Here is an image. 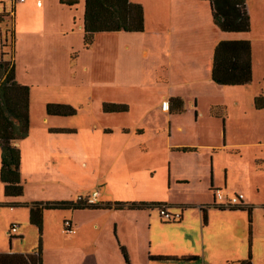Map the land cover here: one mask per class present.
Returning <instances> with one entry per match:
<instances>
[{
	"label": "rangeland",
	"instance_id": "374dc122",
	"mask_svg": "<svg viewBox=\"0 0 264 264\" xmlns=\"http://www.w3.org/2000/svg\"><path fill=\"white\" fill-rule=\"evenodd\" d=\"M134 1L131 2L139 5L144 4L147 7L149 18L147 38L143 43V47L140 49L135 46L132 50L134 62L131 60L133 63L131 69L137 67V71L142 73L144 70L158 71V63L153 62L151 59V54L157 53L158 45V38L153 37V35L156 30L160 29L157 25L159 19L171 14L170 0ZM40 2L42 5L43 0ZM18 3L23 4L18 0H0V13L3 12L5 7V11L9 15L8 18L5 15L4 21L0 24V54L2 51H8L7 48L1 47V43L5 42V38L10 43L11 36L14 40L15 33L18 35L22 31L20 30L19 33L14 31L18 20L24 26L25 31L28 34L31 32V35L40 42L45 40V37L42 36L43 31H45L49 40L51 38L55 39L54 35L57 32L68 31L72 48L67 55V60H63V66H59L56 70L63 76H67L68 73L66 79L36 75L39 74L37 68L40 69V67H37L35 62L32 65H30L31 63L28 64L30 73L33 74V76L23 78L28 79L26 80L28 84L25 86L29 88L30 125L28 136H224L225 142L235 146L232 148H225L224 146V171L228 170V181L233 186L246 187L245 192L248 194L252 191L256 196L253 200L254 204L264 202V109L255 110L253 105L255 97L261 96L264 98V0H246L250 17V31L248 33H232L230 35L227 33L232 39L241 37L242 40L250 42L252 80L248 85L240 87L221 86L212 94L211 101L215 104L211 108L219 118L210 116V107L206 108L207 98H200L199 107L197 108L192 103L181 114H171L169 116L168 108L166 107L167 109L164 110L163 103L158 104L161 98L164 95L168 96L169 93L168 89L160 82L159 84L154 83L149 87L147 86L142 93L139 90L116 92V99L121 102L103 101L106 96L103 95L101 89V86L104 85L103 75L97 74L95 71L89 74L82 69L89 64L87 59L91 58L93 52L101 50L105 44L97 41L95 51L91 46L90 49L83 46L79 27L83 17L84 0H80L73 8L61 6L56 0L57 5L49 8L47 15L50 19L46 20L43 17H37L38 15L33 13L24 14L22 12L23 8L17 7ZM15 14L16 18L13 16ZM172 14L177 17V14ZM38 19L40 22H35ZM31 22H35V26L29 32L25 24L29 26ZM177 27L180 28L178 31L180 35L190 29L188 22H184L182 26ZM107 45L111 46L109 48L111 57L119 58L122 55L118 41L108 42L105 46ZM140 51L148 52L149 56L147 58L145 56L136 57V54ZM123 53L127 54L126 52ZM135 59L138 60L136 63ZM103 62L105 61L98 56L94 70H97V68L103 70L105 68ZM42 65L44 69L40 73L49 70L46 64ZM108 68L112 69L111 67ZM133 72L135 74V71ZM153 76L158 77L156 74H153ZM149 77V81L152 83L151 74H149ZM51 80L56 82L53 83ZM129 102L132 103V107L126 112L104 113L102 111L103 104H118L128 107ZM47 104L68 105L75 109L76 113L69 117L50 116V119L46 121L45 118H48V115L45 113V106ZM167 117H170L171 120ZM221 118H223V121ZM51 127L64 128L63 130H70L71 132L56 133ZM91 153H93L92 150ZM71 159L70 157L66 173L58 174V170L43 169V172L47 171L49 173L51 176L49 179L54 183H61L63 190H46L43 197L49 200H40L42 203L75 202L86 196L87 193H91L89 187L93 179H91L90 171L80 167L78 158ZM22 160L26 166V161ZM22 181L24 182V179ZM209 181L210 174H208V186ZM42 183L47 184L46 181ZM25 185L26 183L24 188ZM256 187L260 188L258 194H256ZM59 188H61L60 185ZM108 193L109 201H111L110 191ZM38 194L35 189H32L29 195H23L19 198H5L0 183V253H37L38 247H40L41 264H123L122 256L117 248V239L120 245L125 248L130 264H201V261L196 263L148 262L147 253L150 254V244L143 239L147 232L145 231L142 240L138 241L142 234L139 232L141 229H133V223L128 217V223L125 222L123 227V237L127 244L122 243L115 233L113 224V220L121 218L118 213V215L95 213L99 217L92 219L87 215L81 217L82 214L88 213L75 211L76 219L86 221L88 225L86 235L75 238V235L66 234L63 228L64 221L69 220L66 216L71 213L70 211H46L43 217L42 229L39 232L28 221V209L19 204L37 199ZM54 197L63 198L54 199ZM212 197L213 193L209 192V189H205V180H203L191 184L188 194H183V197L180 198L203 206L206 210L208 236L214 237L224 229V238H222L224 253L231 246L235 248L241 242L245 243L247 249V213L236 211L237 213L228 214L213 210L210 207ZM254 204L251 206L250 252L251 257H255L259 264H264V205L256 206ZM197 211V209H193L189 212L191 219L197 215L195 213ZM155 212L158 214V211L155 210ZM234 219L237 221L234 222ZM161 221L164 224L162 228L153 232V248L163 247L164 242L177 232L178 222ZM93 222L101 226L106 222L108 223L111 235L110 242L107 236L93 232L91 229ZM236 223L242 226L237 228ZM12 227H16V232L10 234L12 240H9L8 232ZM194 227V222L190 221L189 231L191 235ZM142 229L143 231L146 229L144 225ZM191 242L189 241V243ZM140 255L143 258H140Z\"/></svg>",
	"mask_w": 264,
	"mask_h": 264
},
{
	"label": "crops",
	"instance_id": "0c3cea01",
	"mask_svg": "<svg viewBox=\"0 0 264 264\" xmlns=\"http://www.w3.org/2000/svg\"><path fill=\"white\" fill-rule=\"evenodd\" d=\"M130 1L135 2L134 0ZM56 5V0H43L42 5L39 7L36 6V0H25L23 4L18 3V6H14L22 7L24 14L33 13L38 15L37 17H43L46 20L50 19L47 11ZM141 6L144 11V30L138 33L115 32L110 35L105 33L96 34L91 48L95 51L97 41L105 44L101 50L93 52L94 54L91 55V58L87 59L89 64L82 68L83 71L89 74L95 71L97 74L103 75L104 85L101 86V89L103 95H106L103 101L118 103L121 101L116 99V92L139 90L142 93L147 86L149 87L154 83L159 84L160 82L169 92L168 96L164 95L158 103H163L164 110L167 109L168 98L181 99L185 110L192 103L195 108L199 107L200 98H207L206 108L210 107L211 111L213 109L211 107L215 104L211 101V96L221 87V85H217L211 80L213 49L222 40H242V38L232 39L227 33L220 32L214 26L211 17V6L207 0H170L169 8L171 14L159 19L157 25L160 29L156 30L153 35V37L156 36L158 38V45L157 53L151 54V59L153 62L158 63L159 69L158 71L144 70L142 73L137 71V67L131 69L133 64L131 60L134 62L133 48L137 46V48L141 49L147 38L149 11L144 4ZM2 13L7 15L5 7ZM172 13L177 14V17ZM7 16L9 17V15ZM13 16L16 18V14ZM35 22L40 21L38 19ZM35 22H31L29 26L25 24L29 32L34 28ZM184 22H188L190 29L180 35L178 32L180 28L177 26H182ZM79 29L83 40V17ZM20 30L22 31L20 32ZM14 31L20 32L18 35L15 33L11 50L15 65L16 81L19 84H28L26 83L28 79L23 78L33 76L28 66L30 63L32 65L33 62L37 64V67H40V69L37 68L39 74L36 75L53 76L61 79L67 78L68 73L66 71L67 76H63L56 70L59 66H63V60H67V55L72 49L68 31L57 32L54 35L55 39L51 38L50 40L45 31H43L42 36L45 37V40L41 42L35 39L31 32L28 34L19 20L15 25ZM113 41H118L120 44L122 55L119 58L111 57L109 54L111 46H105L106 43ZM146 51H140L136 54V57L145 56L147 58L149 53ZM2 53L8 54V51H2ZM98 56L105 61L103 62L105 66L103 70L99 68L94 70ZM137 61L135 59V63ZM42 64H46L49 70L40 73L44 69ZM133 71H135V74ZM152 73L158 77H154ZM149 74H151L153 79L152 83L149 81ZM51 81L53 83L56 82L54 80ZM131 107L132 103L129 102L128 110ZM210 111V116L214 117ZM47 117L45 118L46 121L50 119V116ZM215 117L219 118L218 115ZM167 119L171 120L170 117H167ZM221 120L223 121V118ZM51 128L52 130L60 129L59 127ZM25 139L17 144L20 151L21 179H24L26 183L23 195L31 194L32 189H35L39 194L37 199L19 203L20 205H30L31 203H39L41 202L40 200H49L43 197V194L48 189L62 191L61 183H54L49 179L51 178L49 173L47 171L43 172V169L58 170V174H63V172H67L70 157L72 158L71 160L78 158L80 167L89 170L91 173V179H93L89 187V192L91 193H87L86 197L96 193L95 203L121 201L122 203H160L171 213L181 212L182 219L176 226L177 232L173 231L176 234L167 239L163 247L157 246L153 248V232L161 229L164 225L157 208L149 210H76L88 213L82 214L81 217H86L85 215H87L92 219L99 217L95 213L120 214L121 218L113 220V224L116 235L124 244L127 243L123 237V227L125 222L128 223L127 218L129 217L133 223V229H141L139 232L142 234L138 241H141L144 232H147L143 239L150 244V254L147 253L148 262H153L149 260V256L155 255H167L164 257L177 258L196 256L198 261H201V264H226L247 258L248 248L246 249L244 242H241L235 248L231 246L224 253V241L222 240L224 238V229L214 237L208 236L206 230L208 222L207 212L206 223L203 224L200 211L203 206L180 198L183 197V194H188L191 184L205 180V189H209V192L213 193V190H220L225 196L241 193L243 195L242 206L250 208L253 206V200L256 197L253 192L251 191L248 194L245 192L247 190L246 187L233 186L228 181V170L224 171V146L225 148L235 146L225 142L224 136H27ZM179 148H191L193 151L181 152L177 150ZM91 150L93 153H91ZM22 159L26 161V166ZM208 174H210L209 186ZM43 181H46L47 184L42 183ZM59 185L61 188H59ZM109 191L111 201H109ZM259 191L260 188L256 187V194ZM62 198L54 197V199ZM254 205L261 206L264 205V202ZM210 207L219 211L212 204ZM193 209L198 211L195 212L197 215L191 219L189 212ZM155 210L158 211V214H156ZM186 210L187 212L185 213ZM70 212L66 217L71 222L74 233L69 235H75V238L86 235L88 231L86 221L77 220L75 211ZM219 212L237 213L236 211L228 210ZM190 221H193L195 225L192 235L189 231ZM235 221L237 220L234 219ZM143 225L146 228L144 231L142 229ZM235 226L239 228L242 225L236 223ZM91 229L99 235L107 236L109 238L108 241H111L107 222L102 226L93 222ZM189 241L192 242L189 243ZM116 243L120 252V243L117 239ZM127 248L129 249L128 246ZM140 258L143 257L140 255ZM251 261L252 264H259L253 256Z\"/></svg>",
	"mask_w": 264,
	"mask_h": 264
},
{
	"label": "trees",
	"instance_id": "16d2710c",
	"mask_svg": "<svg viewBox=\"0 0 264 264\" xmlns=\"http://www.w3.org/2000/svg\"><path fill=\"white\" fill-rule=\"evenodd\" d=\"M80 0H58L60 5L73 8ZM211 6L214 26L222 33H248L250 17L246 0H207ZM5 15L0 16L1 23ZM8 16H6L7 18ZM144 30V11L141 5L130 0H84L83 8V46L90 48L98 33L126 32L138 33ZM13 36L10 43L2 42L1 47L8 49V54H0V183L5 198H19L24 193V182L20 174V151L17 144L29 134V88L16 81L12 50ZM10 53V54H9ZM11 56V57H10ZM211 80L221 86L240 87L252 80L251 44L247 40H222L216 44L212 53ZM255 110L264 109V98L253 99ZM169 114H181L184 104L181 99L171 98L167 103ZM127 106L103 104L104 113H121ZM48 116L69 117L76 111L68 105L47 104ZM210 113H213L211 109ZM56 133L71 132L58 129ZM181 152L193 151L191 148H179ZM28 209V221L41 232L43 215L46 211L76 210H142L165 209L160 203H93L83 196L75 202L59 201L23 204ZM219 211L226 210L212 203ZM228 211H245L248 218V255L245 260L226 264H252L250 253L251 208L239 206ZM202 222L206 223V211L200 208ZM9 234V240L12 237ZM124 264H130L127 252L120 246ZM150 261H172L176 263H195L196 256L164 257L149 256ZM0 264H41L40 247L38 252L30 254H0Z\"/></svg>",
	"mask_w": 264,
	"mask_h": 264
},
{
	"label": "built area",
	"instance_id": "2783aa9c",
	"mask_svg": "<svg viewBox=\"0 0 264 264\" xmlns=\"http://www.w3.org/2000/svg\"><path fill=\"white\" fill-rule=\"evenodd\" d=\"M19 2H24V0H18ZM41 0H36V5L39 7L41 5ZM3 13H0V16ZM1 24V21H0ZM96 193L91 194L87 197V202L90 204L95 203ZM213 200L214 205L225 208V209H233L239 206H242L243 195L241 193H237L230 196H225L220 190H213ZM159 215L161 220L165 222H179L182 219L181 212L171 213L166 209H161L159 211ZM64 232L66 234H73L74 230L70 221H64L63 224ZM16 232V227H12L10 230V234H14Z\"/></svg>",
	"mask_w": 264,
	"mask_h": 264
}]
</instances>
